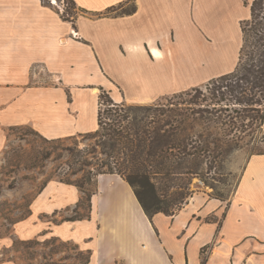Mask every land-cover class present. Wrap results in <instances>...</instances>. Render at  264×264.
I'll use <instances>...</instances> for the list:
<instances>
[{
    "label": "crops",
    "instance_id": "0c3cea01",
    "mask_svg": "<svg viewBox=\"0 0 264 264\" xmlns=\"http://www.w3.org/2000/svg\"><path fill=\"white\" fill-rule=\"evenodd\" d=\"M71 1L74 23L47 0H0V156L11 128L49 140L94 132L101 88L116 102L150 104L234 71L254 0ZM82 196L49 181L0 236V264L22 263L6 256L13 236L72 243L87 264H264V153L248 160L226 204L200 194L150 219L124 179L102 174L91 218L58 219Z\"/></svg>",
    "mask_w": 264,
    "mask_h": 264
},
{
    "label": "trees",
    "instance_id": "16d2710c",
    "mask_svg": "<svg viewBox=\"0 0 264 264\" xmlns=\"http://www.w3.org/2000/svg\"><path fill=\"white\" fill-rule=\"evenodd\" d=\"M250 8L251 19L242 24L237 67L210 80L205 90L198 87L153 105H126L101 88L98 128L81 134L97 142L70 151L78 160L70 162L66 177L59 179L86 195L74 212L78 215L84 202L87 212L65 221L91 218L96 179L102 174L124 179L150 219L159 213L173 216L188 204L194 177H202L204 169L220 170L228 155L257 140L255 132L264 130V0H254ZM62 17L73 23L76 19ZM184 96L191 98L183 101ZM79 172H84L81 178H71ZM86 185H94V191L87 192ZM172 189L176 192L169 194ZM88 261L89 256L81 264Z\"/></svg>",
    "mask_w": 264,
    "mask_h": 264
},
{
    "label": "rangeland",
    "instance_id": "374dc122",
    "mask_svg": "<svg viewBox=\"0 0 264 264\" xmlns=\"http://www.w3.org/2000/svg\"><path fill=\"white\" fill-rule=\"evenodd\" d=\"M49 3L52 5L51 2ZM62 3L65 6L64 15L71 20L77 19L79 11L76 7L69 0H58V4ZM68 13L70 14L67 15ZM205 85L201 87L203 90H205ZM173 96L174 94L162 97L150 104L126 103V105H153ZM190 98L184 96L182 100ZM255 137L256 141L249 142L248 140L243 149L228 155L220 170L208 173L207 169H204L202 177H194L189 185L190 196L187 200L190 202L192 198L201 194L206 198L228 203L240 182L248 160L254 154L264 153V130L262 133L261 131L255 132ZM96 142V139L89 140L81 134L50 142L49 139L29 127L9 130L6 148L0 156V236L10 235L13 232L14 225L28 215L32 199L49 181L59 182L60 178L66 177L70 162L78 160V157L72 156L70 151L92 147ZM87 157L92 160L91 155ZM101 157L103 156L99 155V158ZM85 170L90 171L91 168L86 167ZM83 174L84 172H79L71 178L76 180ZM86 191H94V185H86ZM174 192L176 191L172 189L169 194ZM85 197L83 193L82 198ZM83 207L78 215L74 210L62 211L58 219L65 220L82 216L87 212L85 202ZM218 219L220 218L214 220ZM6 254L9 260L22 262L21 264H81L88 257L86 251H80L72 243L60 242L56 239H46L43 242L30 239L22 241L14 236L13 245L6 251Z\"/></svg>",
    "mask_w": 264,
    "mask_h": 264
},
{
    "label": "built area",
    "instance_id": "2783aa9c",
    "mask_svg": "<svg viewBox=\"0 0 264 264\" xmlns=\"http://www.w3.org/2000/svg\"><path fill=\"white\" fill-rule=\"evenodd\" d=\"M48 1L51 2L52 5H56L59 8L61 14L64 15V10H65L64 7L65 6L63 5V3L60 5V4H58V0H48Z\"/></svg>",
    "mask_w": 264,
    "mask_h": 264
},
{
    "label": "bare ground",
    "instance_id": "6f19581e",
    "mask_svg": "<svg viewBox=\"0 0 264 264\" xmlns=\"http://www.w3.org/2000/svg\"><path fill=\"white\" fill-rule=\"evenodd\" d=\"M155 55L159 56L160 52H158L157 50H154Z\"/></svg>",
    "mask_w": 264,
    "mask_h": 264
}]
</instances>
